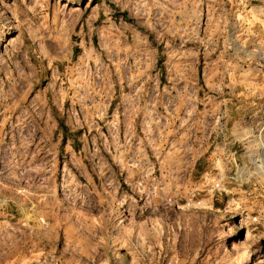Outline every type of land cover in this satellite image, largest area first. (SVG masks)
<instances>
[{"label": "rangeland", "instance_id": "374dc122", "mask_svg": "<svg viewBox=\"0 0 264 264\" xmlns=\"http://www.w3.org/2000/svg\"><path fill=\"white\" fill-rule=\"evenodd\" d=\"M0 264H264V0H0Z\"/></svg>", "mask_w": 264, "mask_h": 264}]
</instances>
